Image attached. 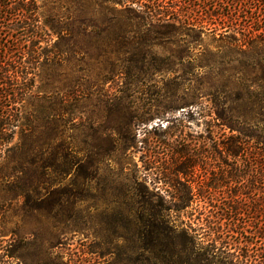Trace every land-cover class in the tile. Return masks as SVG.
<instances>
[{
	"label": "rangeland",
	"instance_id": "1",
	"mask_svg": "<svg viewBox=\"0 0 264 264\" xmlns=\"http://www.w3.org/2000/svg\"><path fill=\"white\" fill-rule=\"evenodd\" d=\"M97 1L100 4L87 7L89 13H97L95 19L101 23L96 32L68 26L81 15L78 0L38 1L48 44H42L45 55L36 71L33 96L25 99L23 112L52 105L59 109L68 101L75 102V94L68 91L81 98L87 89L92 97L80 99L78 105L91 115L103 110L104 103L97 97L119 94L125 96L121 106L137 116L130 123L135 140L127 149L121 143L111 158L116 164H106L98 177L85 179L75 171L57 176L61 182L55 187L64 189L67 196L61 207L53 209L36 200L25 205L19 190L13 189L19 180L12 173L11 155L4 157L0 161V264H149L142 260L148 252L135 239L126 240L128 236L120 230L113 235L105 219L97 216L112 200L94 201L87 195L115 185L126 189L135 183H145L155 194V202L162 199L167 206L164 215L172 225L191 226L200 248L215 247L219 258L233 264H264V157L247 151L233 158L221 151L223 132L209 94L242 92L238 72L253 77L261 69L251 74V69H242L237 62L211 66L206 62L213 59L207 53H214L220 45L218 34L223 26L215 22L216 16L239 18L224 26L240 32L259 30L264 26V0L157 2L159 15L168 19L175 15L195 25L176 22L175 28L140 25L136 18L144 10L139 7L142 4L134 3L135 12L125 15L122 5L129 0ZM147 1L152 5L156 0ZM147 1L144 3L149 5ZM124 21H132V27H122ZM6 27L1 28L4 34L9 31ZM215 29L219 31L212 32ZM180 55L197 67L178 64ZM232 57L241 58L239 54ZM222 69L228 70L224 76ZM234 74L221 89L225 77ZM80 119L60 131L66 132L67 140L92 150L94 131L88 123L82 128L74 126ZM95 121V127L102 122ZM122 123L117 120L115 125ZM159 124L162 129L157 135L168 131L162 142L148 134ZM17 141L18 134L12 145ZM179 150L188 151V157H179ZM57 162L62 169L66 167L64 159ZM179 168L187 174L176 172ZM77 177L76 188L73 180ZM76 191L82 198L75 203L72 194ZM179 205L187 207L176 211ZM210 222L215 223V232L210 230Z\"/></svg>",
	"mask_w": 264,
	"mask_h": 264
},
{
	"label": "trees",
	"instance_id": "2",
	"mask_svg": "<svg viewBox=\"0 0 264 264\" xmlns=\"http://www.w3.org/2000/svg\"><path fill=\"white\" fill-rule=\"evenodd\" d=\"M38 1L0 0V161L11 155L12 173L19 180L13 189L19 190L25 199V205L28 206L36 200L42 207L53 209L61 207L67 196L64 189L55 187L56 182H61L56 177L63 175L65 177L75 171L85 179L95 178L106 164L113 167L112 162L116 163L111 158L118 151L120 144L123 143V149H127L135 140L130 123L136 120L137 116L129 107L121 106L125 96L119 94L97 97L104 103L103 110H99L101 113L99 111L97 113L93 111L91 115L83 113L78 103L80 99L88 101L92 97L87 89L82 92L81 98L76 96L75 92L68 91L69 94H75V102L68 101L59 109L52 105L47 108L38 107L31 113L24 114L23 103L27 97L33 96L36 71L42 56L45 55L42 44H48V34L41 27L39 12L41 6ZM145 1L147 0L125 1L122 13L131 15L135 12L132 7L134 3L142 4L139 7L144 10H140L136 18L140 25L154 24L156 27L175 28L174 24L179 22L181 25L195 26L189 23L188 19L182 22L175 15H171L169 19L159 15L155 6L162 0H156L152 5L150 1H147L149 5H146ZM221 1L225 3L224 0L215 2ZM78 2L82 6L81 15L68 26L77 25L84 32L99 31L101 23L95 19L97 13H89L87 7L100 3L97 0ZM127 3L130 4L126 5ZM218 21L220 26H223L218 34L220 45L214 53H207L213 58L207 60V64L211 66L233 61L242 69H251V74H255L256 68L261 69V74L253 77L245 71L238 72L242 74L239 79L240 86L244 89L242 92L230 93L223 90L224 92L220 93H209L216 108L218 127L223 132L220 134L224 139L221 141V151L233 158L244 155L247 151L264 157V26L259 29L260 31L256 29L240 32L230 26H224L225 23L233 25L239 22V18L234 19L233 15L216 16L215 22ZM3 27L9 30L8 34L1 30ZM122 27H132V21L122 22ZM217 31L219 29L212 32ZM237 34H241L239 39ZM234 54H239L241 58L234 59L232 57ZM185 63L187 66L197 67L191 64L187 57L180 55L178 64ZM225 72L228 73V70L222 69L221 75L224 76ZM234 76L235 74L227 75L221 89L227 87ZM76 118H81V122L74 126L82 128L85 127L84 123H88L90 129L94 131L95 144L91 146L92 150H85L76 142L67 140L64 137L66 132L60 131ZM96 119L102 121L97 127L94 126ZM117 120H122L123 123L115 125ZM161 129L162 126L159 124L148 131V134H153L155 139L162 142L168 131L157 135V130ZM225 130H228V134ZM16 134L18 141L12 145ZM252 141V145H249ZM246 143L248 147L243 148ZM172 152H176L175 149H172ZM176 154L179 157H188L189 152L179 150ZM59 158L66 162L63 169L58 165ZM190 166H194V163ZM176 172L187 174L182 168ZM77 179L78 177L73 180V186L76 188ZM147 180L148 176H145L144 181ZM72 195L75 203L82 198L80 191ZM87 195L94 201L106 202V198L112 200L111 203H106V209L104 208L97 216L105 219L109 226L107 230L113 235L117 236L123 231L128 236L126 240L135 239L141 250L148 252V257L142 254V260L145 259L149 264H233L224 257L219 258L215 247L208 245L200 248L195 230L191 226L172 225L164 215L167 210L166 204L161 198L155 202V194L145 183L128 185L126 189L115 185L96 193L89 192ZM123 200L125 202L122 206ZM186 207L187 205L176 206V211ZM95 210H98L97 206ZM210 225V230L215 232V223L210 222Z\"/></svg>",
	"mask_w": 264,
	"mask_h": 264
}]
</instances>
